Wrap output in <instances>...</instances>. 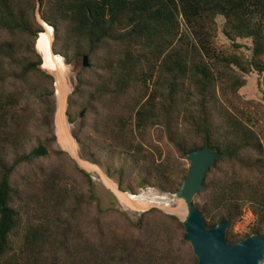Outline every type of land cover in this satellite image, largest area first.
<instances>
[{
	"label": "trees",
	"instance_id": "16d2710c",
	"mask_svg": "<svg viewBox=\"0 0 264 264\" xmlns=\"http://www.w3.org/2000/svg\"><path fill=\"white\" fill-rule=\"evenodd\" d=\"M37 5L54 31L53 53L68 64L88 57L67 115L73 122L84 112V121L98 114L88 128L97 134L100 153L129 161L141 182L176 193L189 169L179 160L159 162L137 143L135 133L164 126L180 159L204 148L218 152L195 207L208 229L228 220L229 244L264 238V144L239 108L225 107L217 97L219 91L239 100L246 76L264 77V0H0V264H130L134 255L129 250L124 261L121 253L128 248L116 240L108 252L99 251L78 229L80 242L68 245L67 215L81 217L82 205L95 199L92 185L87 200L68 193L54 173L44 184L49 199L39 228L16 207L20 197L13 175L20 165L42 159L29 161L23 149L28 96L54 94V79L40 69L43 59L34 49L44 32L34 16ZM218 33L238 52L245 48L242 41L249 43V53L217 52ZM181 116L184 130L176 126ZM120 189L135 192L122 182ZM247 207L255 225L240 238L231 228ZM149 241L156 257L148 260L168 264V255L161 258L157 248L158 233ZM172 248L169 264L181 258L197 264L190 244V258ZM62 254L67 256L61 262ZM133 262L145 264L141 257Z\"/></svg>",
	"mask_w": 264,
	"mask_h": 264
},
{
	"label": "rangeland",
	"instance_id": "374dc122",
	"mask_svg": "<svg viewBox=\"0 0 264 264\" xmlns=\"http://www.w3.org/2000/svg\"><path fill=\"white\" fill-rule=\"evenodd\" d=\"M37 13L41 16L39 5L35 9V17ZM41 34L38 38L41 37ZM215 41L217 52L223 51L227 54L236 55H240V53L247 55L249 53L248 46L250 44L247 42H241L245 48L238 52L219 33ZM62 59L73 73L71 80L74 91L68 97L65 114L69 125H72V128L74 127L73 134L78 145V153L81 160L96 166L124 194L143 196L149 199L164 198L166 201H172V204H176L174 200L175 193L163 192L159 187L149 186L146 183L147 186L139 188L143 182H141V177L131 169L129 161L125 163L118 158H112L109 155L107 156V154L104 156L100 153L97 148V134L91 128H88L89 125L94 123L93 119L98 114L90 115L86 121H84L85 112L81 118L78 116L73 122L69 119L67 115L69 111V98L79 87L78 76L84 68H82V60L80 58L73 60L70 64L64 58ZM245 80L246 86L240 90L239 100L232 98L230 95L222 97L219 91H217V97L219 102L221 101L225 107H238L239 109L235 110H239V116H245V119L251 122L250 125H253L256 133L260 134V140L264 144V77L252 73L246 76ZM55 93L54 87L53 95L42 97L28 96L31 100L30 104L26 106L29 116H25L26 125L21 133L24 152L28 155L39 146H45L49 152L46 156H49V158L43 159L46 157L44 156L34 164L20 165L13 175V184L16 190H18L20 197L16 201V207L21 209L22 218L30 220L35 227H42L41 225L44 222L39 218L42 211L46 213L47 201L49 199L44 184L52 181V175L56 173L60 176V183L65 186L68 193L81 197L84 196L88 200L90 186L92 185L95 197L94 200L89 199V204L82 205L80 211L82 212L80 213L81 217L75 218L76 215L74 214L67 215L70 226L69 235L71 236L68 242L70 247L75 242H80V240L75 238L76 232L74 229H78L82 240L88 245L98 248L99 251L108 252V247L116 240L121 242L122 247L128 248L126 253H121L124 261L125 255H127L129 250H133L134 255L128 261L130 264L134 263L135 257L143 258L145 264H153V261H149L148 258L150 256L156 257V253L152 241L149 240L150 238L153 239L158 233L160 242H157V248H159L161 258L168 255L169 259L166 260L168 264L174 252L172 245L176 249H180L183 252L181 254L189 257V243L183 241L185 233L180 227L182 223L179 217L163 211L159 206L146 208L141 212L126 211L117 196L99 181L100 178L97 173L87 172L79 166L78 160H75L67 152L61 150L63 148L59 149V146H56L57 139L53 130ZM235 110L231 109V112L235 113ZM132 125L135 133L134 123ZM176 126L184 130L182 127V116ZM135 135L137 143L142 145L143 150L153 157L160 159L159 162H166L167 160L176 162V160H179V163L185 169H189V161L186 158L180 159L177 151L169 143L164 126L147 129L139 134L135 133ZM122 167L125 168L124 172L122 171L123 173L120 170ZM74 168L83 171L88 177L78 174ZM121 182L125 190L131 188L135 192L121 191ZM193 202L197 204L199 199L195 197ZM64 216L61 215L62 218ZM171 217L175 219L172 220ZM95 219L99 220L98 226H96V223L94 224ZM254 225L255 217L247 207L242 217L231 228V231L237 237H245L251 234V229ZM148 246H152L153 248L148 250ZM168 251L171 253L169 254ZM66 256V254H62L60 257L61 262ZM176 264L190 263L187 261L184 263L181 258V260L176 261Z\"/></svg>",
	"mask_w": 264,
	"mask_h": 264
},
{
	"label": "water",
	"instance_id": "95a60500",
	"mask_svg": "<svg viewBox=\"0 0 264 264\" xmlns=\"http://www.w3.org/2000/svg\"><path fill=\"white\" fill-rule=\"evenodd\" d=\"M36 20L45 31V27H48V25L42 20L39 13L36 14ZM38 41L39 39L34 49L43 59V64L40 66V69L53 77L54 87L56 88L55 77L44 67V56L38 49ZM53 42L54 31L52 44ZM81 60L82 68H87L89 66L88 57L83 56ZM73 91L74 87L66 96V108L68 97ZM82 116L83 113L80 114V118ZM47 154H49L47 148L45 146H39L29 155L28 159L34 160L44 157ZM219 159V153L211 151L208 148L186 155V160L189 161V171L181 187L174 195L176 204H180L185 210L184 217H179L185 229L183 241L191 245L193 254L197 259V264H262L264 262V238L253 235L243 241L229 244L226 242L225 237L228 220L223 219L214 228L208 229L201 212L194 205V198L203 190L205 175ZM145 186L147 185L143 182L139 188Z\"/></svg>",
	"mask_w": 264,
	"mask_h": 264
},
{
	"label": "bare ground",
	"instance_id": "6f19581e",
	"mask_svg": "<svg viewBox=\"0 0 264 264\" xmlns=\"http://www.w3.org/2000/svg\"><path fill=\"white\" fill-rule=\"evenodd\" d=\"M40 36V35H39ZM38 41V49L44 56V67L53 74L56 80L55 93V113L53 130L56 135V146L61 150L67 152L75 160H78L79 166L87 172H95L100 178V182L110 191H112L119 199L122 207L126 211L141 212L146 208L159 206L163 211L174 214L180 218L185 215L184 207L180 204H172V201H166L164 198H146L143 196L132 197L129 194H122L119 192L117 185L104 176L100 170L88 162L82 161L78 153V145L75 141L73 128L69 125L66 118V96L73 88L71 77L73 73L70 67L65 64L63 59L53 54L52 39L53 30L51 27H45V32L41 34ZM55 55V56H54ZM74 80V79H73ZM150 192V191H149ZM151 194V193H150ZM156 196V195H155Z\"/></svg>",
	"mask_w": 264,
	"mask_h": 264
}]
</instances>
